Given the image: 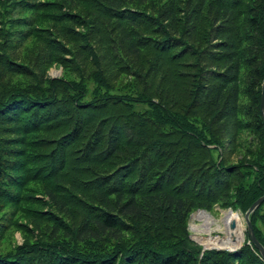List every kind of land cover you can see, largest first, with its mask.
Masks as SVG:
<instances>
[{
    "label": "trees",
    "instance_id": "obj_1",
    "mask_svg": "<svg viewBox=\"0 0 264 264\" xmlns=\"http://www.w3.org/2000/svg\"><path fill=\"white\" fill-rule=\"evenodd\" d=\"M263 78L264 0H0V264H264L187 228L264 194Z\"/></svg>",
    "mask_w": 264,
    "mask_h": 264
},
{
    "label": "rangeland",
    "instance_id": "obj_2",
    "mask_svg": "<svg viewBox=\"0 0 264 264\" xmlns=\"http://www.w3.org/2000/svg\"><path fill=\"white\" fill-rule=\"evenodd\" d=\"M23 55H24L23 52L17 53V56L19 58H21V59H23L22 58ZM66 57L69 58L68 55H66ZM66 69L67 68H65L62 64H58V63L53 64L50 67H48V69H46V77H48V78H62V77H66V76H68V75L65 74V70ZM237 159H238V156L236 154H233L232 156H230V161H232V162L236 161ZM226 210H229V211H232V212L236 211V212L240 213L241 218H242V225L244 227V240H243V242L241 243V245L239 247H241V246H243L245 244L249 245V241L246 240V223H245V220L243 218V213L244 212H242L240 210H233L231 208L219 207L218 205H214V207L209 209V210H206V209H203V210L195 209L189 214L187 228H188V231H189L190 239L195 244L201 246V248H203V247L204 248H209L206 245H204L203 243L199 242V237L208 236V231H206L205 230L206 227H204L202 225L203 221L201 219L198 220V219H192L191 218L192 214H194L195 212H198V211H206L208 214H210L212 216V218H215V220L217 221V220L221 219L223 211H226ZM19 219H20V222H22V223L28 222L23 217H20ZM217 222H219V221H217ZM28 226L32 227V224H29ZM215 226H216V224L214 222L210 225V227L213 228L209 232V235L211 237L212 236H221L222 235L221 230L218 229ZM6 233H7V235H4V236H2L0 238V250H7L8 248H11V246H13L14 244H17V243H20V242L23 241V236H24L23 233H21V231L16 229V228L10 227ZM216 248H226V247H216ZM210 249H215V248L210 247ZM227 249H229V248H227Z\"/></svg>",
    "mask_w": 264,
    "mask_h": 264
},
{
    "label": "bare ground",
    "instance_id": "obj_3",
    "mask_svg": "<svg viewBox=\"0 0 264 264\" xmlns=\"http://www.w3.org/2000/svg\"><path fill=\"white\" fill-rule=\"evenodd\" d=\"M191 218L198 220L201 219L203 221L202 225L206 227L205 230L208 231V236L199 237V242L203 243L207 247H226L229 249H235L238 248L244 240V227L242 225V218L240 213L236 211H223L221 219L217 220L219 222H217L215 218H212V216L206 211L195 212L192 214ZM231 221L233 222L232 227L229 226ZM213 222L216 224L215 227L221 230V236L211 237L209 235V232L211 229H213L210 227Z\"/></svg>",
    "mask_w": 264,
    "mask_h": 264
},
{
    "label": "water",
    "instance_id": "obj_4",
    "mask_svg": "<svg viewBox=\"0 0 264 264\" xmlns=\"http://www.w3.org/2000/svg\"><path fill=\"white\" fill-rule=\"evenodd\" d=\"M260 109H261V113L263 116V121H264V78L262 81V87H261V96H260ZM264 201V194L261 195L260 197H258L248 208L247 210L243 213V218L245 220L246 223V231L249 237V242H251L254 247L259 251V254L262 258V260L264 261V247L263 245L258 241V239L256 238L254 231H253V226L252 223L250 221V214ZM203 210V209H201ZM229 226L232 227L233 226V222L231 221L229 223ZM212 248H216V247H212ZM240 247L235 248V249H227V248H216V249H226V250H231V251H236L238 250ZM205 249H210L209 248H202V250Z\"/></svg>",
    "mask_w": 264,
    "mask_h": 264
}]
</instances>
